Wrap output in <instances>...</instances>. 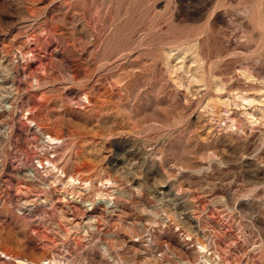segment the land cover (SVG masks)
Instances as JSON below:
<instances>
[{"label": "rangeland", "instance_id": "1", "mask_svg": "<svg viewBox=\"0 0 264 264\" xmlns=\"http://www.w3.org/2000/svg\"><path fill=\"white\" fill-rule=\"evenodd\" d=\"M9 101L0 264H264V0H0Z\"/></svg>", "mask_w": 264, "mask_h": 264}, {"label": "built area", "instance_id": "2", "mask_svg": "<svg viewBox=\"0 0 264 264\" xmlns=\"http://www.w3.org/2000/svg\"><path fill=\"white\" fill-rule=\"evenodd\" d=\"M14 84V83H13ZM10 86V90H14V85ZM16 87V86H15ZM8 101V99H7ZM21 106V107H20ZM4 114H14L15 116H18L17 120L12 121V123H1L0 127H2L6 132H11L15 129H23L24 127L35 128L37 127V123L35 121L30 120V110L29 108L22 107V105H19V103L14 104L12 101H9L6 105H4ZM36 131V130H35ZM37 132V131H36ZM39 133V132H38ZM40 134V133H39ZM42 137V134H40ZM43 143V139H42ZM0 165H1V159H0ZM0 185H4V181L0 178Z\"/></svg>", "mask_w": 264, "mask_h": 264}, {"label": "bare ground", "instance_id": "3", "mask_svg": "<svg viewBox=\"0 0 264 264\" xmlns=\"http://www.w3.org/2000/svg\"><path fill=\"white\" fill-rule=\"evenodd\" d=\"M14 90H15V89H14ZM37 127H38V126H37ZM37 127L35 128V130H37ZM51 137H52V136H51ZM51 139H52L53 141H57V140H58V139H57V140L53 139V137H52ZM57 142H58V141H57ZM47 160H48V159H47ZM48 162H50V161H48ZM49 164H50V163H49ZM43 165H44V164H43ZM52 165H55V164L52 163ZM48 166H49V165H48ZM54 167H55V166H54ZM52 168H53V167H52ZM57 169H58V168H57ZM58 170H59V169H58ZM31 171H32V170H31ZM70 178H72V177H70ZM72 180H75V178H74V179L72 178ZM71 184H72V183H71ZM70 186H71V185H70ZM71 187H72V186H71ZM65 192H66V191H65ZM19 260H20V259H19ZM26 262H27V261H26ZM26 262H25V263H26ZM27 263H28V262H27Z\"/></svg>", "mask_w": 264, "mask_h": 264}]
</instances>
